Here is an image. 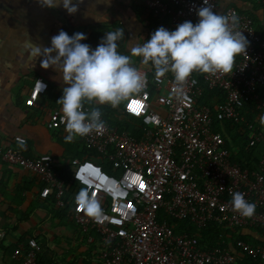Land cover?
I'll return each instance as SVG.
<instances>
[{"label":"built area","instance_id":"obj_1","mask_svg":"<svg viewBox=\"0 0 264 264\" xmlns=\"http://www.w3.org/2000/svg\"><path fill=\"white\" fill-rule=\"evenodd\" d=\"M220 1L209 0L218 14ZM257 2L264 5V0ZM203 6V0H146L149 11L170 17L173 31L185 21L198 23L197 10ZM223 14L239 18L238 30L249 41L247 55L236 57L232 73L194 72L182 88L171 72L160 83L145 74L144 92L124 101L127 112L142 121V137L130 136L102 116L105 127L84 136L86 147L96 156L75 163L71 170L74 184L69 189L55 169L52 155L29 158L20 150L0 146L1 161L39 176L44 185L41 196H54L59 209L70 208L74 223L88 236L87 244L96 243L101 264H240L237 254L264 264V245L243 240L227 243L231 237L220 232L222 245L207 249L199 239L186 232L176 233L168 223L187 222L199 230L216 224L235 235L246 230L264 243V236L254 231L264 232V155L257 170L233 162L225 138L213 130L211 107L201 103L207 90H220L226 99L217 107L218 120L244 123L251 132V148L264 144V133L248 122L244 113L251 103L264 109L259 92L264 87V37L256 31L250 14L234 7ZM48 88L46 81L37 80L25 104L33 106ZM93 107L86 103L85 111ZM47 127H65L61 109L49 113ZM103 161L115 173L106 172ZM85 187L100 202L99 218L89 216L82 207L78 210L75 198ZM235 192L256 205L252 217L233 210ZM41 254V245L30 238L14 258L19 264H38Z\"/></svg>","mask_w":264,"mask_h":264},{"label":"crops","instance_id":"obj_2","mask_svg":"<svg viewBox=\"0 0 264 264\" xmlns=\"http://www.w3.org/2000/svg\"><path fill=\"white\" fill-rule=\"evenodd\" d=\"M73 4L78 5V11L69 14L62 4L53 9L41 6L39 0H0V146L20 150L29 158L50 154L57 168L67 166L70 170L73 167L57 163L58 158H80V142L84 138L77 137L72 142L73 150L67 146L71 143L65 142L64 128L48 129L49 113L62 110L57 101L68 85L54 68L41 67L42 57L30 59L28 50L33 43L50 47L52 37L63 30L69 36L85 34L90 46L95 40L92 36H102L103 29L106 34L115 26L120 27L125 32L121 51L129 55L134 67L149 75L155 69L133 55V47L149 40L161 26L173 31L168 16L152 20L143 11L141 19L137 18V11L146 8L145 0H73ZM231 7L250 14L256 31L264 34V7L257 0H221L219 12L223 14ZM39 79L46 81L49 88L28 107L25 100ZM17 136L27 139L26 150L14 141ZM43 187L36 174L0 160V264H19L14 254L30 238L38 241L41 257L50 262L67 264L68 258L73 257L79 264L75 256H83L82 248L98 260L97 246H90L83 239L71 221L70 208L59 209L55 198H43Z\"/></svg>","mask_w":264,"mask_h":264},{"label":"clouds","instance_id":"obj_3","mask_svg":"<svg viewBox=\"0 0 264 264\" xmlns=\"http://www.w3.org/2000/svg\"><path fill=\"white\" fill-rule=\"evenodd\" d=\"M39 2L41 6L53 9L62 4L69 14L78 11V5L73 4V0ZM203 3L205 6L197 10L198 23L185 21L174 31L161 26L149 40L133 47V55L141 57L143 64H150L155 69L157 83L162 82L161 78L169 72L180 88L187 84L194 72L229 74L233 71L236 57L247 55L249 41L238 30L239 18L234 14H218L209 0H203ZM124 36L123 28L108 31L101 43L92 49L82 43L87 39L85 34L77 32L69 36L61 30L52 37L50 47L33 43L28 50L32 61L42 57L41 67L54 68L62 74L63 83L68 85L63 88V96L57 101L62 105L65 117L66 143L105 127L99 107L85 111L86 103L118 108L133 95L144 92L146 75L133 66L129 56L117 51V41ZM260 122L264 124V116H261ZM17 143L26 150L24 139L17 137ZM75 202L78 210L82 207L93 218H99L102 214L100 202L90 195L88 187L79 191ZM232 206L244 217L255 214L256 205L248 202L240 192L232 194Z\"/></svg>","mask_w":264,"mask_h":264},{"label":"trees","instance_id":"obj_4","mask_svg":"<svg viewBox=\"0 0 264 264\" xmlns=\"http://www.w3.org/2000/svg\"><path fill=\"white\" fill-rule=\"evenodd\" d=\"M262 6L264 7V5ZM143 11H147V13L150 15L152 20L155 18L157 20L160 19L159 15H156L153 12L149 11V9L146 7V8H142V10L137 11V18L139 20L142 17ZM113 29H114L113 31H115L116 29H118V27L115 26ZM104 31L105 29H103L102 32H100L102 36L99 34L92 36V38H95L93 44L90 45L92 49H95L101 43L102 39L105 36ZM261 36L264 37V34ZM83 43L88 44L89 41L84 40ZM117 44H118L117 51L120 54L129 56L127 53H123L121 51L124 48L123 40L122 39L119 40ZM149 77L151 79L155 78V70H153V72L149 74ZM259 92L264 101V87H261ZM153 97H154V93H153ZM225 99H226V95L220 90L218 89L207 90L205 95L201 98V103L209 105L211 107L213 114V130L215 132H220L225 138L227 148L229 149V152L231 154V159L233 160V162L238 163L242 168H248L251 171L257 170L258 162L262 158V155H264V144H259L256 147L251 148L249 145L251 140V132L248 130V127L244 123H236L234 121L221 122L218 120L217 107L222 105ZM98 107L105 120L111 123L113 126L119 128V130L121 131H126L130 136L136 139H140L142 137L144 133V125L142 121L133 117L127 112L126 105L124 102H122L118 108H113L107 104L99 105ZM244 113L246 115L247 121L253 124L258 131L264 133V124H261L260 122L261 116H264V109L259 110L256 108L255 103H251L249 106H247L244 109ZM121 116H123V119H120ZM53 131H57V130H53ZM80 145L82 148L80 153L81 157L83 156V158H86V157H90L91 155L94 157L96 156L92 153V151H90L86 147L85 140H81ZM103 168L108 173H112V174L115 173L114 170L112 169V166L105 161H103ZM55 169L60 172L62 178L65 180L67 184V188L69 189L70 187H72L74 182L72 179V172L70 168L64 166L63 168L59 169L55 166ZM50 198L51 200L52 199L54 200V196H51ZM54 202L56 201L54 200ZM69 216L71 217V221L76 227V229L80 231L83 239L87 240L88 236L83 234L81 228L74 223L71 214H69ZM168 223L169 225L175 227L176 233L186 232L188 233L189 236L196 237L197 239H199L200 245L206 247L207 249H211L222 245L223 241L220 240L219 238L220 232H222L227 237L228 236L231 237L227 239V243H234V240H243L250 242L254 245H264L263 242H260L250 234L241 233L240 235H235L231 231H224L220 226L216 224H211L205 230H199L193 227L192 225H189L187 222H177L174 220H169ZM254 231L257 232L261 237L264 236V232L262 230L254 229ZM237 257L241 262L240 264H254L248 258L242 259L238 256V254ZM49 263L50 261L45 260L43 257H41V255L39 256L38 264H49ZM55 263L58 264L57 262Z\"/></svg>","mask_w":264,"mask_h":264},{"label":"rangeland","instance_id":"obj_5","mask_svg":"<svg viewBox=\"0 0 264 264\" xmlns=\"http://www.w3.org/2000/svg\"><path fill=\"white\" fill-rule=\"evenodd\" d=\"M119 28L120 27H118V29ZM117 42H119V41H117ZM75 141H77V138L75 139ZM67 146H71V149L74 150V146H73L72 143L71 144H67ZM82 159H83V156L80 157V158H74L73 155L72 156L68 155L65 158H62V156H61V157L58 158V162L57 163L62 164V165L69 164V165H71L73 167L75 165V163H77L78 161H80ZM64 162H65V164H64ZM90 246H92V245H90ZM82 251L84 252V253L82 252L83 256H75L76 259H77L76 261L79 262V264H101L99 260H95V258L89 252V250H85L84 248H82ZM67 261H68V262H66L67 264H75L73 257H69Z\"/></svg>","mask_w":264,"mask_h":264},{"label":"snow or ice","instance_id":"obj_6","mask_svg":"<svg viewBox=\"0 0 264 264\" xmlns=\"http://www.w3.org/2000/svg\"><path fill=\"white\" fill-rule=\"evenodd\" d=\"M133 110H135V109H133ZM141 187H143V185Z\"/></svg>","mask_w":264,"mask_h":264}]
</instances>
